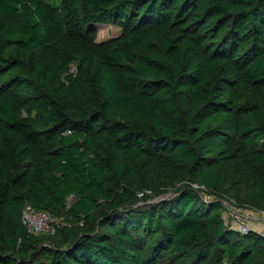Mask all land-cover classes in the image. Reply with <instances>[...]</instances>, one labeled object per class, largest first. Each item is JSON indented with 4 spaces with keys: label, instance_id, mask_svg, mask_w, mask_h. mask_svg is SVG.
<instances>
[{
    "label": "trees",
    "instance_id": "trees-1",
    "mask_svg": "<svg viewBox=\"0 0 264 264\" xmlns=\"http://www.w3.org/2000/svg\"><path fill=\"white\" fill-rule=\"evenodd\" d=\"M194 184L264 191V0H0V264H264Z\"/></svg>",
    "mask_w": 264,
    "mask_h": 264
},
{
    "label": "rangeland",
    "instance_id": "rangeland-1",
    "mask_svg": "<svg viewBox=\"0 0 264 264\" xmlns=\"http://www.w3.org/2000/svg\"><path fill=\"white\" fill-rule=\"evenodd\" d=\"M54 5H58L59 0H49ZM121 27L119 24L113 21H107L98 30L99 41H105L120 35ZM15 71L13 70L12 73ZM11 74H7L4 80H7ZM202 199L208 203L220 202L222 204L221 211L224 219L233 227H238L240 221L246 218V223L250 229L249 232L264 237V217L261 215L255 218L256 213L264 211V191L260 189H254L247 186H238L232 193H226L220 190L210 191L204 186L199 185L195 187ZM174 196L172 190H166L161 195H155L152 192H146V194L140 197L139 204L146 203H159L165 201ZM71 200V199H70ZM249 217V218H248ZM54 224L60 228L65 225L63 219L55 218ZM54 234L42 233L37 235L42 243H50Z\"/></svg>",
    "mask_w": 264,
    "mask_h": 264
},
{
    "label": "built area",
    "instance_id": "built-area-1",
    "mask_svg": "<svg viewBox=\"0 0 264 264\" xmlns=\"http://www.w3.org/2000/svg\"><path fill=\"white\" fill-rule=\"evenodd\" d=\"M194 187H199V185L194 184ZM146 192L150 191L141 192L139 193V196H144ZM260 215L264 217V211L256 213L255 218H258ZM54 219L55 217H53L50 213L37 210L30 204L26 205L22 211V223L27 228L28 232L33 235H39L42 233H57L59 228L54 224ZM237 225L238 227H233L234 225H230V228L234 229L240 234L249 233L250 229L246 223L245 217L243 221H240Z\"/></svg>",
    "mask_w": 264,
    "mask_h": 264
}]
</instances>
